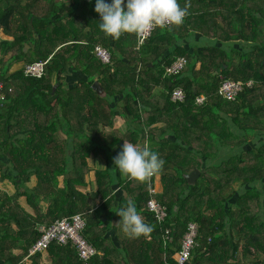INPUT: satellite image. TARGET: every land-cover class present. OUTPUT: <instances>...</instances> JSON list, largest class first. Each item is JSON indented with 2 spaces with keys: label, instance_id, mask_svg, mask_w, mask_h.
Segmentation results:
<instances>
[{
  "label": "trees",
  "instance_id": "trees-1",
  "mask_svg": "<svg viewBox=\"0 0 264 264\" xmlns=\"http://www.w3.org/2000/svg\"><path fill=\"white\" fill-rule=\"evenodd\" d=\"M178 3L190 5L183 24L156 27L137 48L135 34L116 40L100 30L96 0H0V29L11 37L0 39V182L14 183L12 193L0 188V264H28L39 227L77 213L100 253L85 261L72 245L53 243L50 264H177L190 222L199 233L187 264L240 263L241 245L244 264H264V0ZM195 31L210 43L181 46ZM97 45L111 63L98 59ZM179 56L187 66L166 75ZM47 59L42 77L25 74L26 64ZM70 68L86 77L68 82ZM229 78L254 85L229 101L219 94ZM178 87L183 102L171 99ZM117 116L125 131L114 127ZM125 140L147 142L166 162L153 195L167 207L162 224L147 210L149 179H130L113 164ZM195 168L190 184L185 175ZM129 199L154 229L147 237L118 234L116 212ZM29 259L48 264L40 252Z\"/></svg>",
  "mask_w": 264,
  "mask_h": 264
},
{
  "label": "clouds",
  "instance_id": "clouds-1",
  "mask_svg": "<svg viewBox=\"0 0 264 264\" xmlns=\"http://www.w3.org/2000/svg\"><path fill=\"white\" fill-rule=\"evenodd\" d=\"M190 5L181 7L178 0H96L95 11L100 14V30L119 40L125 33L135 34L137 47L144 43L146 34L156 27L182 25L189 15ZM166 162L152 151L149 144L143 146L124 141L122 151L113 157V164L120 173L130 179L144 182L162 171ZM116 214V222L129 238L147 237L154 229L137 211L135 202L129 199Z\"/></svg>",
  "mask_w": 264,
  "mask_h": 264
},
{
  "label": "built area",
  "instance_id": "built-area-1",
  "mask_svg": "<svg viewBox=\"0 0 264 264\" xmlns=\"http://www.w3.org/2000/svg\"><path fill=\"white\" fill-rule=\"evenodd\" d=\"M153 30L146 34L144 43L149 39ZM136 42L138 43V41ZM141 46L137 48H140ZM94 51L95 55L98 57V59L101 60L102 63H111V53L108 48L102 45H97ZM48 62L49 59L45 61L28 63L24 67V72L26 75L42 77L46 73ZM187 64V58H185L184 56H179L171 65L166 67L165 74L168 76L180 74L182 70L187 66ZM253 85V80L243 82L241 80H234L231 78L225 79L220 84L219 94L226 100L235 101L237 97L245 91L246 88H251L253 87ZM0 87H2V84H0ZM185 98V91L180 87L175 88L171 93V99L175 102H183L185 101ZM206 101L207 98L205 95H199L196 98L197 105H203ZM148 183L151 198L147 201V210L154 213L158 223L162 224L166 222L168 218L167 207L153 196L160 193V191L156 186L155 181H152V177L149 179ZM86 223V217L81 213H77L69 217L57 219L50 225H41L39 227L40 236L33 244V246L29 249V254L25 258V260H28L36 253L47 252L49 247L53 243L63 245L70 244L75 247L78 256L82 260H89L95 254L100 252L88 241V239L83 234ZM171 232L172 231L169 227L164 228L163 240L165 245L170 239ZM198 233L199 224L197 222H190L188 224L187 231L184 234L181 248L174 255L177 264H187L190 261L192 252L198 245Z\"/></svg>",
  "mask_w": 264,
  "mask_h": 264
},
{
  "label": "crops",
  "instance_id": "crops-1",
  "mask_svg": "<svg viewBox=\"0 0 264 264\" xmlns=\"http://www.w3.org/2000/svg\"><path fill=\"white\" fill-rule=\"evenodd\" d=\"M8 38L11 39V37H8ZM209 43H210L209 37H205V36H203L202 33L195 31L188 38L182 39L180 45L183 46L184 48H188L189 50L192 51V50H194L195 46H197V45H208ZM18 67H16L14 65L13 70H15V68H18ZM62 77H63V79L67 80L68 82L73 83V82L78 81V79L84 78L86 76L81 71L70 68L69 71L64 72L62 74ZM159 125H162V123H160ZM114 127L117 129H120L122 131H125L127 129V122L122 116H117L116 120H115ZM249 147H251V146H249ZM101 163L103 164V162H101ZM88 178H90V179L93 178V172L90 173ZM155 183H156V186L158 187L159 191L161 192L162 185H161L159 174H157L155 177ZM115 191L117 192V193L116 192L115 193L117 194L118 198H120L121 195L123 194L121 189L118 186H116ZM118 234L120 235V237L125 236V234L122 232L121 228L119 229ZM112 235H114L113 238L118 243L116 233H114Z\"/></svg>",
  "mask_w": 264,
  "mask_h": 264
},
{
  "label": "rangeland",
  "instance_id": "rangeland-1",
  "mask_svg": "<svg viewBox=\"0 0 264 264\" xmlns=\"http://www.w3.org/2000/svg\"><path fill=\"white\" fill-rule=\"evenodd\" d=\"M8 37H9V36H7L6 34H4V32L2 31V29H0V39H9ZM17 65L19 66L20 64H15L16 67H18ZM0 66H1V63H0ZM15 69H16V68H15ZM12 70H13V68H12ZM68 71H69V69H68ZM253 146H254V145H253ZM247 147H249V146H247ZM0 188L5 189V190H8V192L12 193V192L14 191V183H13L11 180H6V181H4V182H0ZM231 190H233V187H232ZM231 190L228 189V192H230ZM21 203H22V205H23L28 211H32V209L29 207V205H28V203L26 202V200H25L24 197L21 199ZM242 249H243V246L241 245V247H240V253L238 254L239 258L241 259L240 263H238V262L236 261V262H234V264H244L246 261H248L249 258L246 259V258L243 256V254H242ZM16 252H18V251H16ZM42 261H43V262H46V263H48V264H50V261L48 260V251L42 253ZM27 263L30 264V263H31V260L28 259V260H27Z\"/></svg>",
  "mask_w": 264,
  "mask_h": 264
},
{
  "label": "water",
  "instance_id": "water-1",
  "mask_svg": "<svg viewBox=\"0 0 264 264\" xmlns=\"http://www.w3.org/2000/svg\"><path fill=\"white\" fill-rule=\"evenodd\" d=\"M54 88H56V86ZM93 89L102 96L106 95V91L103 89L102 85L99 83L98 80L94 81ZM194 92H196V87H194ZM200 173L201 171L198 168H195L192 172L186 174L185 177L188 179L190 184H195L200 176Z\"/></svg>",
  "mask_w": 264,
  "mask_h": 264
}]
</instances>
